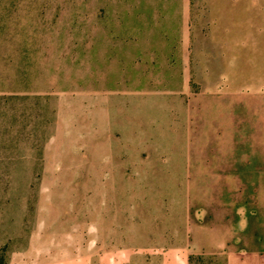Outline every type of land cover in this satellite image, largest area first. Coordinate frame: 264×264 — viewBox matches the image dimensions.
Here are the masks:
<instances>
[{"label":"rangeland","instance_id":"obj_1","mask_svg":"<svg viewBox=\"0 0 264 264\" xmlns=\"http://www.w3.org/2000/svg\"><path fill=\"white\" fill-rule=\"evenodd\" d=\"M262 2L0 0V264H264Z\"/></svg>","mask_w":264,"mask_h":264},{"label":"crops","instance_id":"obj_2","mask_svg":"<svg viewBox=\"0 0 264 264\" xmlns=\"http://www.w3.org/2000/svg\"><path fill=\"white\" fill-rule=\"evenodd\" d=\"M259 4L264 6V2ZM127 259L135 261V257ZM124 260L116 248L104 245L95 246L90 252L85 248L79 257L74 258L69 249L51 245H25L10 250L2 264H120Z\"/></svg>","mask_w":264,"mask_h":264}]
</instances>
